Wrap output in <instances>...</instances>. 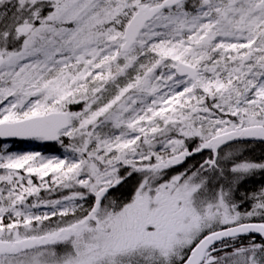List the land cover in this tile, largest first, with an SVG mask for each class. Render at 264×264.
Here are the masks:
<instances>
[{
  "label": "snow or ice",
  "instance_id": "1",
  "mask_svg": "<svg viewBox=\"0 0 264 264\" xmlns=\"http://www.w3.org/2000/svg\"><path fill=\"white\" fill-rule=\"evenodd\" d=\"M256 145L264 0H0V264H264Z\"/></svg>",
  "mask_w": 264,
  "mask_h": 264
},
{
  "label": "rangeland",
  "instance_id": "2",
  "mask_svg": "<svg viewBox=\"0 0 264 264\" xmlns=\"http://www.w3.org/2000/svg\"><path fill=\"white\" fill-rule=\"evenodd\" d=\"M24 145H25V147H27V149L32 148V146H34V145H32V144H29V143H26V144H24ZM262 148H264V146L256 145V146H254V150L251 151L250 153H248V155L253 156L254 153L262 152ZM21 149H24V148H21ZM25 149H26V148H25Z\"/></svg>",
  "mask_w": 264,
  "mask_h": 264
},
{
  "label": "trees",
  "instance_id": "3",
  "mask_svg": "<svg viewBox=\"0 0 264 264\" xmlns=\"http://www.w3.org/2000/svg\"><path fill=\"white\" fill-rule=\"evenodd\" d=\"M18 147H19L20 149H21V148H24V149L26 148V149H27V147H23V146H21V143L18 145ZM32 147H34V146H32ZM261 155H264V152H257V153H254V154H253V156H255V157H260ZM259 179H260V176H259V174H258L257 177H256V180L259 181ZM249 186L251 187V185H249ZM256 186L258 187L259 184L257 183ZM125 194L128 195L129 193L126 191Z\"/></svg>",
  "mask_w": 264,
  "mask_h": 264
}]
</instances>
